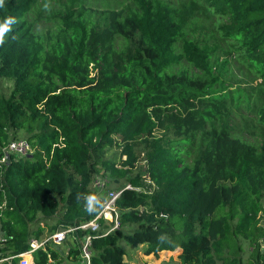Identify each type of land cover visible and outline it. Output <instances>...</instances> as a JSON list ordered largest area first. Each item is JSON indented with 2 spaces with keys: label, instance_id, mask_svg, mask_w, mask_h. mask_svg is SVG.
Masks as SVG:
<instances>
[{
  "label": "trees",
  "instance_id": "1",
  "mask_svg": "<svg viewBox=\"0 0 264 264\" xmlns=\"http://www.w3.org/2000/svg\"><path fill=\"white\" fill-rule=\"evenodd\" d=\"M36 2L0 7V23L16 21L0 45V77L13 79L0 94V157L14 138L31 146L0 162V264H14L46 229L70 227L65 256L62 241L48 239L33 249L35 264H127L128 246L144 254L179 248V264H264V138L243 137L231 123L235 98L215 46L184 36L159 0L107 7L104 24L69 6L44 31L29 17ZM195 2L264 79V0ZM257 121L264 125V99ZM109 146L118 160L105 155ZM99 174L125 180L113 188L118 226L108 232L102 216L96 229L80 226L97 214L84 211L77 193L101 195Z\"/></svg>",
  "mask_w": 264,
  "mask_h": 264
},
{
  "label": "rangeland",
  "instance_id": "2",
  "mask_svg": "<svg viewBox=\"0 0 264 264\" xmlns=\"http://www.w3.org/2000/svg\"><path fill=\"white\" fill-rule=\"evenodd\" d=\"M159 1L171 10L175 19L180 23L181 32L184 36L215 46V56L219 60L226 59L221 78L224 80L226 91L232 93L235 98V101H233L235 102V110L231 123H235L238 126L239 132L243 137L249 139L264 138V125L257 121V110L264 99V79L250 71L245 64L233 55L232 50L228 49L227 42L220 37L215 28L217 21L215 14L210 9L197 4L195 0ZM132 5V0H37L29 13V17L36 28L44 31L47 28L54 29L58 19V12L64 11L69 6L74 9L83 8V11H89L96 22L104 24L103 10L105 8L115 6L116 8L125 7V9H129ZM181 66L190 68L185 60L182 61ZM12 86V78L0 77V94L8 95ZM136 148L142 155V146L137 144ZM105 155L115 161L120 158L119 149L114 146H109ZM98 176L96 178H101L98 181L103 180L105 183L100 187L101 195H103L104 191L117 188L125 182V180L110 182L105 175L99 174ZM262 205L264 208V196L262 197ZM41 219V224L46 225L47 223H54L56 216ZM1 233L0 235L3 237L4 234ZM51 234L52 232L46 229L42 239ZM66 238L67 241H62L57 246L63 257L67 252L68 246L72 243L71 238ZM179 251L180 249L176 248L174 250H162L158 254H144L141 246L133 248L128 246L124 260L127 264H179ZM63 261L66 264H75L77 262H73L69 257Z\"/></svg>",
  "mask_w": 264,
  "mask_h": 264
},
{
  "label": "built area",
  "instance_id": "3",
  "mask_svg": "<svg viewBox=\"0 0 264 264\" xmlns=\"http://www.w3.org/2000/svg\"><path fill=\"white\" fill-rule=\"evenodd\" d=\"M2 155L0 157V162H6L8 161L9 157L12 155L15 156H24L31 152V146L28 139L21 137V138H14L10 140L6 145L2 147ZM95 183L102 185L103 182L96 181ZM126 186H131L129 183H127ZM120 194V190L118 189H111L107 190V192L104 195V207L101 209L100 213L97 214L93 219L82 223L81 227H90L91 229H96L98 226V223L95 218L98 216H102L105 220L111 222V225L106 229V232L114 229L118 226V209L115 205V200L117 196ZM74 227H70L68 229L63 230H57L55 232H52V234L44 239H32L30 242V247L19 252L16 254L18 256L17 261L14 264H35L33 260L32 251L34 248L42 245L46 240L52 239L55 243H60L63 238L66 235V232L68 230L73 229ZM1 233V231H0ZM2 234V233H1ZM4 238L1 237L0 239ZM90 242V235L86 234L84 235V238L81 243V257L83 263H87L89 260L90 252L88 250V244ZM13 256V255H12ZM12 256H8L5 258H10Z\"/></svg>",
  "mask_w": 264,
  "mask_h": 264
},
{
  "label": "clouds",
  "instance_id": "4",
  "mask_svg": "<svg viewBox=\"0 0 264 264\" xmlns=\"http://www.w3.org/2000/svg\"><path fill=\"white\" fill-rule=\"evenodd\" d=\"M5 0H0V7H3ZM47 7V5H45ZM16 23L15 18L7 17L3 23H0V45L5 41V36L11 31V26ZM78 203H83L84 211L88 214H99L104 207V198L98 194L77 193Z\"/></svg>",
  "mask_w": 264,
  "mask_h": 264
}]
</instances>
